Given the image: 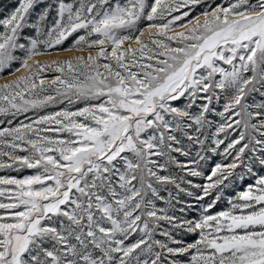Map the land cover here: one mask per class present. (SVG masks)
Here are the masks:
<instances>
[{
	"label": "snow or ice",
	"instance_id": "obj_1",
	"mask_svg": "<svg viewBox=\"0 0 264 264\" xmlns=\"http://www.w3.org/2000/svg\"><path fill=\"white\" fill-rule=\"evenodd\" d=\"M0 81V264H264V0H0Z\"/></svg>",
	"mask_w": 264,
	"mask_h": 264
},
{
	"label": "rangeland",
	"instance_id": "obj_2",
	"mask_svg": "<svg viewBox=\"0 0 264 264\" xmlns=\"http://www.w3.org/2000/svg\"><path fill=\"white\" fill-rule=\"evenodd\" d=\"M217 2H218V0H217ZM78 54H80V53H78V52H75V51H73V52H66V53H56V52H52L50 55H46V56H41V57H38V59H41V60H45V59H55V58H58V57H67V56H69V55H78ZM85 55H86V53H85ZM0 82H2V81H0ZM0 174H3L2 172H0Z\"/></svg>",
	"mask_w": 264,
	"mask_h": 264
}]
</instances>
